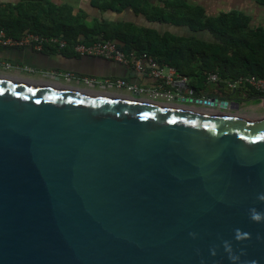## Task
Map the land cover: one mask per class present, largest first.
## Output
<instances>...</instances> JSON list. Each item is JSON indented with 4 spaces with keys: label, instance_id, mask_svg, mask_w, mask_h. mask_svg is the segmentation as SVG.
I'll use <instances>...</instances> for the list:
<instances>
[{
    "label": "water",
    "instance_id": "1",
    "mask_svg": "<svg viewBox=\"0 0 264 264\" xmlns=\"http://www.w3.org/2000/svg\"><path fill=\"white\" fill-rule=\"evenodd\" d=\"M172 87L188 110L0 75V264H264V104L233 116L264 97Z\"/></svg>",
    "mask_w": 264,
    "mask_h": 264
},
{
    "label": "trees",
    "instance_id": "2",
    "mask_svg": "<svg viewBox=\"0 0 264 264\" xmlns=\"http://www.w3.org/2000/svg\"><path fill=\"white\" fill-rule=\"evenodd\" d=\"M90 1L103 14L132 10L149 23L209 32L213 41L161 34L149 27L112 22L104 17L90 20L85 11L76 12L73 6L57 5L53 0H13L0 4V31L14 39L27 32L45 38L60 37L69 44L63 49L65 54H74L73 46L80 42L112 41L127 55L137 58L147 55L160 66L175 68L198 93L210 75H217L218 84L225 88V83L243 76L264 79V27H254L251 16L245 12L233 10L210 16L204 7L185 0H159L158 5L149 0ZM256 1L264 7V0Z\"/></svg>",
    "mask_w": 264,
    "mask_h": 264
},
{
    "label": "crops",
    "instance_id": "3",
    "mask_svg": "<svg viewBox=\"0 0 264 264\" xmlns=\"http://www.w3.org/2000/svg\"><path fill=\"white\" fill-rule=\"evenodd\" d=\"M11 1L13 0H0V4ZM77 1L78 9H75V11H85L89 14L90 20L93 18L104 17L105 20L112 22H130L137 24V27L149 28H151V25L153 24L149 23L144 16H137L132 10H126L120 14L113 12H106L103 14L100 10L91 6L90 0ZM149 1L154 5H158L160 2L159 0ZM185 2L204 7L207 14L210 16H216L218 13L233 10L242 11L248 16H251L252 25L254 27H264V7L257 5L256 0H185ZM142 19H144V22H142ZM74 54H65L63 50L61 51L54 45H45L43 49L40 50L35 47L5 48L0 45V59L8 63L11 62L13 66H16V68H14V73L0 72V75L39 81L46 85L52 84L53 86L65 87L73 90L97 92L104 95L114 97L120 96L124 98H129L130 95H128L125 91H120L113 87H104L101 83L105 82L107 79H123L133 85L139 86L140 88L150 89H154L158 84L157 81L148 73L135 71V63L133 60L137 59L136 56L126 54L131 61L129 65H121L112 61L108 62V60L105 59L93 57L87 58ZM31 70H35V72H31ZM37 70L39 72H36ZM65 73H72L76 77L66 80L63 76ZM84 77L94 78L98 82L93 86H87L83 80H81V78ZM100 79H104V81H100ZM206 85H208L207 90L209 91L210 96L223 95L218 94V83H210L208 81ZM202 87L203 89L206 88L205 86ZM116 91L122 93H118ZM225 95L226 92H224L222 98H224ZM249 95H253V93L248 89L239 90L236 93L237 98L244 100H249ZM186 96H189V94H186ZM259 97L260 96L256 94L253 95L251 99H258ZM140 98L146 100L149 98V94ZM242 104L243 105L240 108L241 112H238L237 114H241L242 117H249L250 115L255 114L259 108H262L264 103L261 101H252L247 104ZM257 107L258 109L256 110L255 108Z\"/></svg>",
    "mask_w": 264,
    "mask_h": 264
},
{
    "label": "built area",
    "instance_id": "4",
    "mask_svg": "<svg viewBox=\"0 0 264 264\" xmlns=\"http://www.w3.org/2000/svg\"><path fill=\"white\" fill-rule=\"evenodd\" d=\"M0 45L5 48L35 47L39 50L43 49L45 45H54L60 50L69 47L68 42L60 37L45 38L27 32L20 39H14L12 37H7L2 31H0ZM73 50L77 56L103 58L108 60V62L112 61L121 65H129L131 61L126 53L118 47L117 43L102 39L92 44L80 42L73 46ZM133 62L135 63V71L148 73L157 81L158 84L154 89L140 88L123 79H107L105 82L101 83V85L104 87H113L120 91H126L130 96L139 94V98L149 94V101L164 102V104L170 105L175 103L176 97L179 95L178 91L176 92L172 86L182 83L189 84V79L179 75L175 68L168 65L160 66L154 58L147 55L137 58L133 60ZM1 66L8 69L12 67L11 63L2 62L0 60V67ZM31 72H35V70H31ZM63 76L66 80L76 77L72 73H65ZM81 80H83L87 86H93L98 82L96 79L89 77L81 78ZM208 81L210 83H218L219 78L217 75H210ZM225 85L229 93H237L239 90L248 89L259 96H264V79L256 76H243L236 80L229 81L225 83Z\"/></svg>",
    "mask_w": 264,
    "mask_h": 264
},
{
    "label": "rangeland",
    "instance_id": "5",
    "mask_svg": "<svg viewBox=\"0 0 264 264\" xmlns=\"http://www.w3.org/2000/svg\"><path fill=\"white\" fill-rule=\"evenodd\" d=\"M57 5H71L73 6L75 9H78V6H77V0H53ZM80 11V10H79ZM217 14V13H216ZM219 14V13H218ZM217 14V15H218ZM146 21V20H145ZM264 21V20H263ZM142 22H144V19H142ZM262 24V23H261ZM137 25V24H135ZM141 25V24H140ZM149 26V25H147ZM151 28L154 29V30H157L159 33L163 34V33H170V34H173V35H177V36H183V37H195L197 39H201V40H207V41H213V38H212V35L209 33V32H200V33H196V32H193L191 31L188 27H177V26H173V25H169V24H152L151 25ZM1 60V59H0ZM2 62H5L3 60H1ZM11 63V62H10ZM11 68H6V67H0V72L2 73H14L15 70L14 68H16V66H13V64L11 63ZM20 69V68H18ZM22 70V69H21ZM167 71V70H165ZM38 72V71H37ZM100 81H104V79H100ZM115 92V91H113ZM118 93H122V92H119V91H116ZM126 92V91H125ZM127 93V92H126ZM128 94V93H127ZM129 95V94H128ZM250 105V104H248ZM254 109V108H253ZM256 110L258 109L255 108ZM261 109V108H259ZM259 109L257 112H259ZM254 110V111H256Z\"/></svg>",
    "mask_w": 264,
    "mask_h": 264
},
{
    "label": "flooded vegetation",
    "instance_id": "6",
    "mask_svg": "<svg viewBox=\"0 0 264 264\" xmlns=\"http://www.w3.org/2000/svg\"><path fill=\"white\" fill-rule=\"evenodd\" d=\"M87 58H91V57H87ZM93 58H98V57H93ZM99 59H103V58H99ZM38 71V70H37ZM36 71V72H37ZM39 72V71H38ZM205 87H208V85H205ZM252 92V91H251ZM253 93V95H256V94H254V92H252ZM253 95H249V99H251L252 97H253ZM194 96H195V98H198V97H200L201 95L198 93V92H194ZM220 96V95H219ZM223 96V95H222ZM222 96H220L221 97V99H223L222 98ZM189 97V96H188ZM225 97H226V95H225ZM224 97V98H225ZM130 99V98H129ZM139 100H142V101H144V102H147V101H149V98L148 99H139ZM153 102V101H152ZM153 103H157L158 105H167V106H178L179 108H182V109H189V108H187V107H189V106H187V105H185V104H179L178 105V103L179 102H177L176 100H175V103H173V104H170V105H168V104H164V102H153ZM242 104V103H241ZM233 116H235V117H242V115L241 114H237V115H233ZM251 116V115H250Z\"/></svg>",
    "mask_w": 264,
    "mask_h": 264
},
{
    "label": "clouds",
    "instance_id": "7",
    "mask_svg": "<svg viewBox=\"0 0 264 264\" xmlns=\"http://www.w3.org/2000/svg\"><path fill=\"white\" fill-rule=\"evenodd\" d=\"M262 198H264V197H262ZM252 218L254 220H260L261 219V217L259 215L255 214V213L253 214Z\"/></svg>",
    "mask_w": 264,
    "mask_h": 264
}]
</instances>
